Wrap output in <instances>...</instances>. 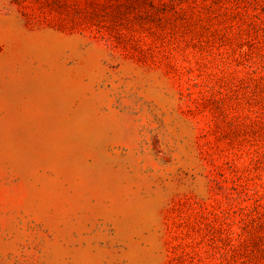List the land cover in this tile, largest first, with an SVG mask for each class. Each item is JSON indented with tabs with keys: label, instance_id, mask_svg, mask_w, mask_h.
<instances>
[{
	"label": "rangeland",
	"instance_id": "1",
	"mask_svg": "<svg viewBox=\"0 0 264 264\" xmlns=\"http://www.w3.org/2000/svg\"><path fill=\"white\" fill-rule=\"evenodd\" d=\"M237 1L183 0L144 61L0 0V264H264L223 252L264 191Z\"/></svg>",
	"mask_w": 264,
	"mask_h": 264
},
{
	"label": "trees",
	"instance_id": "2",
	"mask_svg": "<svg viewBox=\"0 0 264 264\" xmlns=\"http://www.w3.org/2000/svg\"><path fill=\"white\" fill-rule=\"evenodd\" d=\"M22 9L26 17H46L53 15L54 20L62 28H70L88 32L93 37H99L112 53L121 48L125 54L137 55L147 61L149 43L145 33H155L153 26L165 25L169 14H176L182 9L183 0H10ZM264 7V0H254ZM242 4L241 23L246 24V43H241L246 74L241 77L249 95L245 111V131L247 140L256 141L259 149L264 147V11H259L251 1H237ZM255 7V9H253ZM257 8V9H256ZM260 12V13H257ZM256 13V14H255ZM243 26V24H242ZM246 31V32H245ZM242 33V34H243ZM241 37L244 41V37ZM146 58V59H143ZM185 94L181 99L185 101ZM264 150V148H263ZM203 150H201V153ZM242 191L249 193L247 185ZM251 205L241 206L240 231L232 225L227 234V247L224 255L236 259L239 250L250 253L257 245L264 247V191L261 199ZM181 244V243H180ZM181 256L195 261V251L191 244H181ZM170 263V259L168 260ZM167 263V264H168Z\"/></svg>",
	"mask_w": 264,
	"mask_h": 264
}]
</instances>
